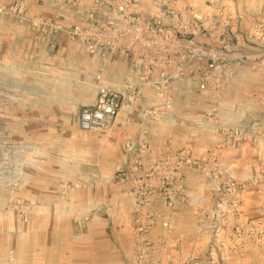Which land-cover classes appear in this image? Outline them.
Masks as SVG:
<instances>
[{"label":"rangeland","instance_id":"374dc122","mask_svg":"<svg viewBox=\"0 0 264 264\" xmlns=\"http://www.w3.org/2000/svg\"><path fill=\"white\" fill-rule=\"evenodd\" d=\"M180 1L208 16L196 37L218 55L220 95L173 100L159 83L164 109L141 120L182 118L190 139L148 168L146 140L127 139L108 188L76 125L94 106L49 66L91 0L86 19L84 0H0V264H264V0ZM154 194L164 213L145 208Z\"/></svg>","mask_w":264,"mask_h":264},{"label":"built area","instance_id":"2783aa9c","mask_svg":"<svg viewBox=\"0 0 264 264\" xmlns=\"http://www.w3.org/2000/svg\"><path fill=\"white\" fill-rule=\"evenodd\" d=\"M213 4L214 0H205ZM92 10L87 27L74 26L63 31L71 42L81 44L88 55L101 60L95 79L99 81L102 69L106 66L108 52H120L126 56L133 68L132 77L126 83L125 91H117L107 86H98L94 111L88 115V124L102 127L119 112L123 100L138 104L142 88L151 86L158 97L166 94L158 90L159 83L180 80L190 91L198 92L208 98L220 95V61L215 49L197 40V34L206 30L207 14L197 11L192 4L180 0H156L154 5L159 12L171 19L170 25L142 17L141 0H91ZM40 23V22H34ZM56 30L61 31L59 27ZM264 40V37L261 38ZM49 49L55 50L54 44ZM172 67V74L160 71L152 77L154 67ZM127 91L129 94H127ZM158 115L155 108H141V116ZM142 140L136 144L128 143L131 151L141 147ZM168 156L162 162H172ZM187 162L189 159H185ZM159 168V163L154 169ZM171 205V204H170ZM167 226V223L164 224Z\"/></svg>","mask_w":264,"mask_h":264},{"label":"crops","instance_id":"0c3cea01","mask_svg":"<svg viewBox=\"0 0 264 264\" xmlns=\"http://www.w3.org/2000/svg\"><path fill=\"white\" fill-rule=\"evenodd\" d=\"M154 1L156 0H141L142 17L150 18L151 13H153L154 21L158 20L163 25H170V16H163L154 5ZM84 2V8L78 11V15L86 19L90 0H84ZM208 31L210 34V30ZM105 60L106 66L103 67L100 79L97 81L95 76L101 66V60L96 56L85 53L84 49L78 44L61 43L49 66L55 70L53 72L55 82L67 84V89L71 93H75L77 98H82L81 100L84 99V96L87 97L85 103L77 102V105L93 108L98 86H107L122 92L125 91L126 83L132 77L131 70L133 66L130 60L120 52H108L105 55ZM172 70L170 66L164 69L154 67L152 77L158 76L160 71H164L167 75H170L172 74ZM166 85L165 92H168L170 99H195L194 95H192V92L195 91L188 90L180 80L169 81ZM127 94H129L128 91ZM163 100L162 97H157L154 88L145 86L142 88L138 104L129 103L128 100L124 99L118 114L102 127H92L89 125L87 128H83V113L81 114V120L76 124L77 130L86 133V146L91 148L95 162L102 163V168H97L96 171L100 172L101 176L105 175V183H111L107 185L108 188L115 187L111 179L116 169L123 165L125 167L127 165L125 163L129 161H127L124 148L127 139L132 143H136L139 139L146 140V155L141 159L142 164L146 168L150 166L152 161L163 155L166 150H180L185 141L190 139L188 131L191 128L182 118L164 117L158 122L150 123L141 120V108H144L143 105L147 108L156 107L163 110ZM197 109L199 110V106ZM91 110L87 112H91ZM170 113L176 114L175 111L174 113L170 111ZM92 176L93 174L90 172L85 174V177ZM109 193H111L110 189ZM185 198L186 200L189 199L187 193ZM182 200L178 204V219L181 220L184 218L189 201ZM145 208L153 212L164 213V204L161 196L154 194L152 202L146 204Z\"/></svg>","mask_w":264,"mask_h":264},{"label":"water","instance_id":"95a60500","mask_svg":"<svg viewBox=\"0 0 264 264\" xmlns=\"http://www.w3.org/2000/svg\"><path fill=\"white\" fill-rule=\"evenodd\" d=\"M87 120H88V115L87 114H83L82 115V126H83V128H87L89 126ZM93 126L94 125H92V127Z\"/></svg>","mask_w":264,"mask_h":264}]
</instances>
